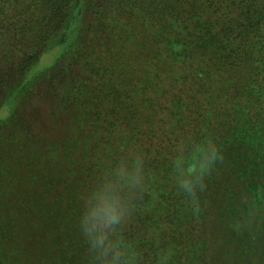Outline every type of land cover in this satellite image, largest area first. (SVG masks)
Returning <instances> with one entry per match:
<instances>
[{
    "label": "trees",
    "instance_id": "1",
    "mask_svg": "<svg viewBox=\"0 0 264 264\" xmlns=\"http://www.w3.org/2000/svg\"><path fill=\"white\" fill-rule=\"evenodd\" d=\"M76 1L0 0L1 108L24 112L22 137L39 120L43 143L0 147V264H100L85 229L102 227L93 213L113 193L128 210L109 233L121 264H209L211 233L222 264H264V0L99 1L73 23L68 106L24 111L36 94L22 75L41 67ZM38 114L62 115L64 129ZM137 163L129 197L117 172Z\"/></svg>",
    "mask_w": 264,
    "mask_h": 264
},
{
    "label": "rangeland",
    "instance_id": "2",
    "mask_svg": "<svg viewBox=\"0 0 264 264\" xmlns=\"http://www.w3.org/2000/svg\"><path fill=\"white\" fill-rule=\"evenodd\" d=\"M82 1H84L83 6L81 5ZM99 1H103V0H79V1L77 0L75 4V10L71 17L69 26L68 27L66 26L65 31L60 35V38L57 40V42H55L54 46L50 48L49 50L45 51L43 54H41L40 57L38 58L39 61L41 60L40 62L41 67H38L35 69L32 68L27 74L25 73L24 75H22V78L20 81L22 85V90L28 89L29 91L36 94V95H29V97L23 101L22 108L24 111H26V109L32 110V108L34 109L44 108V105H47L48 107H51V105L53 107L54 106L59 107L62 101H63L62 107L68 106L69 102L67 100L69 97L68 96L65 97V94L62 93L64 91L63 85L67 84V82H65L66 76L71 78L79 70L78 66L75 64V61H71L67 65L68 67L65 69V65H64L65 63L63 60L64 56L66 55V52L71 47L74 41V38H76L74 35L76 26L73 23L74 21L76 22L79 19L81 23L86 24L92 18L93 14L97 11L98 8L96 4ZM77 39L78 38L75 39L76 42H77ZM116 46L114 45V47ZM91 50L93 49H92V46L90 45L87 48V51L90 52ZM134 50H135V47L129 48L128 46H123L122 51L124 52L123 54L130 55L134 53ZM84 51L86 50H82V52ZM81 60L84 61L82 58ZM81 60H80V63L83 64ZM66 62H69V61L66 60ZM56 70L59 72L56 73L55 72ZM82 72L83 73H81V79L83 78L87 79L86 70ZM31 81L33 82L38 81V83L36 84V87H34V85L31 84ZM48 85L52 88V92L50 93L48 99H45V94L42 88ZM1 91L2 89H0V105L4 102V95L1 93ZM16 96L17 95L13 96L14 101L8 100L6 101V103L12 102L14 106L16 102ZM41 96H43L44 98H41ZM36 97H38L39 99H37ZM2 105L0 106V111H1L0 112V128L3 130L0 131V147H25V143L28 141H30L28 145L32 147L33 146L40 147V144L43 145L40 137H35V135H38L40 133V127L38 126L40 122L39 120H38V124H36V121L34 119L27 118V123L28 124L31 123L30 125L32 126L31 128L32 133H28V134L22 133L23 136H25V137H22V135L18 133V130L16 128H18L17 126L19 123H22V121L26 120L24 112L21 111L20 113L18 111L11 109L7 112L5 111L4 113L3 108H1ZM10 106L11 105L8 104V107ZM47 106H45V109H47ZM62 107L60 106L59 109ZM36 116L39 117L40 120L43 121L46 127L48 126V129H50L51 131H53L54 129L57 132H62V130L64 129L63 128L64 117L62 115L59 116L58 122L56 121L53 122L52 120L48 119L46 115L41 116L40 114H38ZM6 120L10 126H7ZM2 122L3 124L1 125ZM22 130L24 132L26 131L25 129H22ZM50 130L48 131L51 132ZM66 143L67 142H65V144ZM52 146L56 147L55 145H52ZM240 203L245 204V199L243 198V196L240 200ZM241 207L243 208V206ZM210 236H211L209 240L210 249L208 252V257H209L208 260H210L209 264H222L223 257H221V254H220L218 239L216 238L215 234L211 233Z\"/></svg>",
    "mask_w": 264,
    "mask_h": 264
},
{
    "label": "clouds",
    "instance_id": "3",
    "mask_svg": "<svg viewBox=\"0 0 264 264\" xmlns=\"http://www.w3.org/2000/svg\"><path fill=\"white\" fill-rule=\"evenodd\" d=\"M120 177L119 187L122 190L127 187L128 196L134 195L133 190L141 187L142 176L140 175L139 163L132 174H129L124 169L117 172ZM185 191L191 193V186L187 183H182ZM128 210L125 207L124 197L121 193H113L105 199L104 207L99 213H93V218H98L102 227H97L95 224L96 234L94 235L92 229H85L88 235L92 252L97 254V259L100 264H121L123 260L122 252L109 240V233L115 231V226L120 225L127 216ZM111 258L109 259V256Z\"/></svg>",
    "mask_w": 264,
    "mask_h": 264
}]
</instances>
